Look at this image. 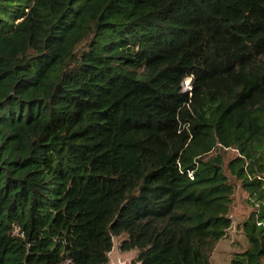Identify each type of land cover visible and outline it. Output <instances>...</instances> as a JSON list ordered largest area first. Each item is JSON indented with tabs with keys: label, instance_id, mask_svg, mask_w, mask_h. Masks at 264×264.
Here are the masks:
<instances>
[{
	"label": "trees",
	"instance_id": "trees-1",
	"mask_svg": "<svg viewBox=\"0 0 264 264\" xmlns=\"http://www.w3.org/2000/svg\"><path fill=\"white\" fill-rule=\"evenodd\" d=\"M235 181L264 264V0H0V264H211Z\"/></svg>",
	"mask_w": 264,
	"mask_h": 264
},
{
	"label": "rangeland",
	"instance_id": "rangeland-1",
	"mask_svg": "<svg viewBox=\"0 0 264 264\" xmlns=\"http://www.w3.org/2000/svg\"><path fill=\"white\" fill-rule=\"evenodd\" d=\"M186 83L189 79L185 80ZM233 150L226 151L225 162L233 157ZM253 207L247 202V193L241 188L240 182L235 181V190L232 195L230 216L232 225L227 229L226 237L217 242L210 256L211 264H231L235 253L243 252L248 248V241L240 227L241 222L248 216ZM124 236L112 238V249L108 254V264H135L137 252L135 250L123 252L120 244Z\"/></svg>",
	"mask_w": 264,
	"mask_h": 264
},
{
	"label": "built area",
	"instance_id": "built-area-1",
	"mask_svg": "<svg viewBox=\"0 0 264 264\" xmlns=\"http://www.w3.org/2000/svg\"><path fill=\"white\" fill-rule=\"evenodd\" d=\"M186 87H188V86L184 85V87H183V88H184V89H186Z\"/></svg>",
	"mask_w": 264,
	"mask_h": 264
}]
</instances>
